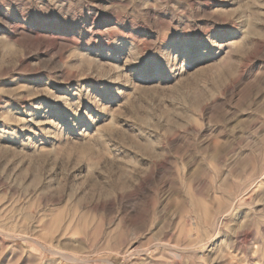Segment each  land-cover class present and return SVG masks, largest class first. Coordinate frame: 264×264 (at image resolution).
<instances>
[{"label":"rangeland","instance_id":"1","mask_svg":"<svg viewBox=\"0 0 264 264\" xmlns=\"http://www.w3.org/2000/svg\"><path fill=\"white\" fill-rule=\"evenodd\" d=\"M0 264H264V0H0Z\"/></svg>","mask_w":264,"mask_h":264},{"label":"bare ground","instance_id":"2","mask_svg":"<svg viewBox=\"0 0 264 264\" xmlns=\"http://www.w3.org/2000/svg\"><path fill=\"white\" fill-rule=\"evenodd\" d=\"M242 197H243V196H242ZM244 197H245V196H244ZM244 197H243L242 199H245ZM237 201H238V200H237ZM239 201H240V200H239ZM240 202H241V201H240Z\"/></svg>","mask_w":264,"mask_h":264}]
</instances>
